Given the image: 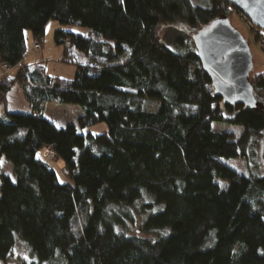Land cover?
<instances>
[{
	"label": "trees",
	"instance_id": "16d2710c",
	"mask_svg": "<svg viewBox=\"0 0 264 264\" xmlns=\"http://www.w3.org/2000/svg\"><path fill=\"white\" fill-rule=\"evenodd\" d=\"M234 8L226 0H0V65L20 66L0 75V159L12 163L11 173L0 164V264L21 240L32 256L24 264H264V174L229 164L254 162L264 105L225 104L193 38ZM51 20L60 23L63 60L76 63L72 78L23 63L25 31L42 46ZM249 78L254 92L264 89V71ZM16 86L29 111L8 108ZM48 103L82 112L57 127ZM100 122L107 128L89 130ZM45 146L64 160L65 180L38 156ZM141 201L145 213L158 209L128 233L129 208Z\"/></svg>",
	"mask_w": 264,
	"mask_h": 264
},
{
	"label": "rangeland",
	"instance_id": "374dc122",
	"mask_svg": "<svg viewBox=\"0 0 264 264\" xmlns=\"http://www.w3.org/2000/svg\"><path fill=\"white\" fill-rule=\"evenodd\" d=\"M233 26L238 29L248 41L253 59V67L250 72L251 79H253L258 73L264 71V45L258 33H263L262 29H258L255 24L250 23L249 18L242 12L234 8L227 16ZM60 27V23L57 20H51V23L47 25L44 34V40L42 46L37 47L34 45V37L29 29L25 31L27 35L28 52L23 60V63L34 64L39 61L45 66L46 72L51 75L61 76L66 78H72L76 73V63L67 62L63 60L64 46L59 45L55 41V30ZM70 30L87 34L89 29L80 25H69ZM20 67V66H19ZM18 66L12 69L0 65V73L3 74H15ZM255 97L264 105V89H256ZM8 108L15 111H29V106L25 98L24 93L17 86L8 93ZM156 101H149V108H156ZM81 108L72 104H57L48 103L46 114L48 118L53 120L56 125L65 126L71 122H77V118L81 114ZM218 130H234L236 136L241 133L242 127L240 126H221L218 123L213 125ZM107 126L104 122L97 123L89 127L90 131L99 132L106 129ZM253 148L255 150L254 162L248 163L243 159H233L229 161V164L233 167L249 173L250 171L259 172L264 174V134L254 138ZM38 156L45 159L55 167L61 180H65L68 175L66 172L65 162L62 158L58 157L53 150L49 147H42L38 150ZM3 161L2 165L4 171L11 173L12 163L5 157H1ZM259 164V168H255L254 164ZM259 170V171H258ZM147 200V198H145ZM141 202H138L135 206H130L129 210L132 214V219L128 220L127 232L137 233L141 228L146 216L153 210L158 209V206L153 207L152 210H148L146 213L143 211ZM141 235L156 236L155 233H143ZM31 252L28 244L25 241H19L13 248L12 253L9 255L8 264H24L25 262H31Z\"/></svg>",
	"mask_w": 264,
	"mask_h": 264
},
{
	"label": "water",
	"instance_id": "95a60500",
	"mask_svg": "<svg viewBox=\"0 0 264 264\" xmlns=\"http://www.w3.org/2000/svg\"><path fill=\"white\" fill-rule=\"evenodd\" d=\"M264 30V0H226ZM203 69L209 75L215 94L225 104L254 108L258 101L250 81L253 59L250 45L228 17L193 34Z\"/></svg>",
	"mask_w": 264,
	"mask_h": 264
},
{
	"label": "built area",
	"instance_id": "2783aa9c",
	"mask_svg": "<svg viewBox=\"0 0 264 264\" xmlns=\"http://www.w3.org/2000/svg\"><path fill=\"white\" fill-rule=\"evenodd\" d=\"M250 21V20H249ZM250 23H251V21H250ZM257 27V26H256ZM258 29H260L259 27H257ZM264 31V30H263ZM259 34V36H260V38H261V41H262V43H263V45H264V32L263 33H258ZM34 45H36L37 47H40V44L38 43V42H35L34 43ZM5 67H7V65L5 66ZM8 68V67H7Z\"/></svg>",
	"mask_w": 264,
	"mask_h": 264
},
{
	"label": "snow or ice",
	"instance_id": "6c2138e0",
	"mask_svg": "<svg viewBox=\"0 0 264 264\" xmlns=\"http://www.w3.org/2000/svg\"><path fill=\"white\" fill-rule=\"evenodd\" d=\"M120 2L123 3L124 0H120ZM57 127H60V125H57ZM2 163H3V161L0 160V164H2ZM8 175H11V174L9 173ZM13 182H15V181H13ZM222 186H223V185H222ZM165 234H167V233H165ZM261 251L264 252V250H261Z\"/></svg>",
	"mask_w": 264,
	"mask_h": 264
},
{
	"label": "crops",
	"instance_id": "0c3cea01",
	"mask_svg": "<svg viewBox=\"0 0 264 264\" xmlns=\"http://www.w3.org/2000/svg\"><path fill=\"white\" fill-rule=\"evenodd\" d=\"M0 75H1V73H0Z\"/></svg>",
	"mask_w": 264,
	"mask_h": 264
},
{
	"label": "bare ground",
	"instance_id": "6f19581e",
	"mask_svg": "<svg viewBox=\"0 0 264 264\" xmlns=\"http://www.w3.org/2000/svg\"><path fill=\"white\" fill-rule=\"evenodd\" d=\"M261 29V28H260Z\"/></svg>",
	"mask_w": 264,
	"mask_h": 264
}]
</instances>
